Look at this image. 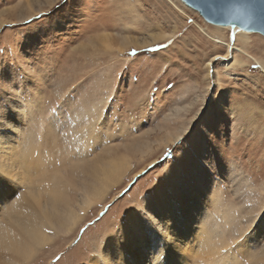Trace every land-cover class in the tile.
Returning a JSON list of instances; mask_svg holds the SVG:
<instances>
[{"label": "rangeland", "instance_id": "374dc122", "mask_svg": "<svg viewBox=\"0 0 264 264\" xmlns=\"http://www.w3.org/2000/svg\"><path fill=\"white\" fill-rule=\"evenodd\" d=\"M202 29L213 32L179 0H0V142L10 133L39 153L34 192L45 208L48 181L73 203L96 164L129 166L70 230L45 228L51 240L24 264H105L111 240L123 247L138 225L135 239L156 242L167 215L181 231L196 219L218 242L245 241L237 264H264V66L215 59L207 78L206 62L225 48ZM150 33L168 36L131 45ZM248 35L263 62L264 36ZM24 60L38 83L14 78ZM4 177L11 203L31 198Z\"/></svg>", "mask_w": 264, "mask_h": 264}, {"label": "bare ground", "instance_id": "6f19581e", "mask_svg": "<svg viewBox=\"0 0 264 264\" xmlns=\"http://www.w3.org/2000/svg\"><path fill=\"white\" fill-rule=\"evenodd\" d=\"M181 3L185 5L183 2ZM212 30L213 32H206L202 29L203 34L211 38L214 43L222 44L225 49L224 53H215L206 62L207 78L214 81V72L209 70L214 57L220 59L223 65L228 67L242 66L248 61L249 57H252L257 65L264 66V60L261 62V59L251 54L249 50L251 44L248 34L250 31H245L236 25L219 24H212ZM224 30L230 32L226 39L224 38ZM167 36L166 34L159 36L150 33L142 39L132 40L131 45L138 48L150 46ZM106 46L109 45L106 44ZM11 128L15 130L16 126L11 125ZM21 138L23 137L21 136ZM34 151L35 149L31 146L29 148L25 147V150H23L21 142L18 139H14L10 133L0 142V173H3V175H0V210L4 209L2 214L5 216L0 223V264H24L29 261L39 247L51 240L45 232V228H54L56 222H58L66 230H70L90 206L104 199L129 167L126 157L112 159L104 164H96L92 172H90V175L94 176V183L89 189L81 187L82 193L77 196L73 203L71 199H68L67 195L64 197L62 193L51 188L48 181L45 184V188L51 194V204L46 209L41 202V194L38 191L37 193L34 192V189H38L40 186V182L36 178L38 174L35 176L36 173L32 171H35L34 169L37 167L42 169V166H40L42 163L37 157L39 153L35 151L34 155ZM4 176L11 179L15 178L17 182L29 185L28 189L31 198L21 196L11 203ZM59 204L63 205L61 213L60 208L57 209ZM57 213L62 214L63 221L57 219ZM170 216H165L166 231L164 234H160L156 242L141 240L140 236L136 240L134 236L141 234L138 225L134 227L131 235L127 236L128 239L123 247L117 244V239L111 240L110 244H108V249L104 250L105 264H148L149 257L158 260L160 256L162 259L158 264H224L226 257L231 260V264L239 263L236 247L241 243L242 249L245 250V241H227L226 236L225 241L218 242L215 239L216 236H213L215 233L212 232L214 231L205 227L207 226L205 221L204 227H202L201 224H198L201 222L196 221V219H192L191 222H194L184 232L172 222L173 220L169 218ZM225 233L226 231L220 232L224 236ZM4 250L6 251L2 253Z\"/></svg>", "mask_w": 264, "mask_h": 264}, {"label": "water", "instance_id": "95a60500", "mask_svg": "<svg viewBox=\"0 0 264 264\" xmlns=\"http://www.w3.org/2000/svg\"><path fill=\"white\" fill-rule=\"evenodd\" d=\"M196 11L205 22L236 25L245 31L264 36V0H180ZM215 9L210 10L209 5ZM236 9H240L238 12ZM241 13H250L251 22H244Z\"/></svg>", "mask_w": 264, "mask_h": 264}, {"label": "snow or ice", "instance_id": "6c2138e0", "mask_svg": "<svg viewBox=\"0 0 264 264\" xmlns=\"http://www.w3.org/2000/svg\"><path fill=\"white\" fill-rule=\"evenodd\" d=\"M209 8L210 10H213L215 11V9L212 7V5L210 4L209 5ZM236 11L240 12L241 10L240 9H236ZM242 17H243V20L244 22H251V14L250 13H241ZM133 56L136 55V50L133 49L132 53H131ZM214 60L216 59L215 57L213 58ZM24 65L23 66V71L18 73V74H14V78L15 79H19L21 80V82H23V78H24V75L25 73L28 74L32 80H34L35 82L38 83L39 81V77L37 76V72L39 71L38 69H33L32 71H30L29 69H32L31 66H29L28 62L24 60ZM8 85L6 83H4L3 79L0 78V92L3 91L4 88H7ZM67 99V98H66ZM6 99H4L2 96H0V112L3 111V105L6 104ZM165 155H168V153H166ZM0 175H3V173H0ZM140 209V211L146 216L148 217L149 219L153 220L154 221V218L151 217L150 213L147 212L144 208H143V205L141 203L140 207L138 208ZM243 239V238H242ZM162 259V257L160 256V258L158 260H154L153 258L149 257L148 259V264H158V262ZM224 264H231V260L226 257L225 260H224Z\"/></svg>", "mask_w": 264, "mask_h": 264}]
</instances>
